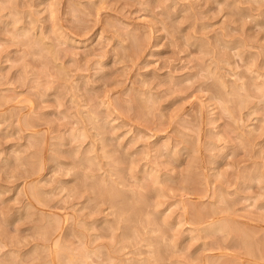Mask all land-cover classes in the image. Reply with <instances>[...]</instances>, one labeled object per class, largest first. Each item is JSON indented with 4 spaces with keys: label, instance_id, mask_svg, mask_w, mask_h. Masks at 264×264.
I'll list each match as a JSON object with an SVG mask.
<instances>
[{
    "label": "rangeland",
    "instance_id": "374dc122",
    "mask_svg": "<svg viewBox=\"0 0 264 264\" xmlns=\"http://www.w3.org/2000/svg\"><path fill=\"white\" fill-rule=\"evenodd\" d=\"M263 241L264 0H0V264Z\"/></svg>",
    "mask_w": 264,
    "mask_h": 264
},
{
    "label": "bare ground",
    "instance_id": "6f19581e",
    "mask_svg": "<svg viewBox=\"0 0 264 264\" xmlns=\"http://www.w3.org/2000/svg\"><path fill=\"white\" fill-rule=\"evenodd\" d=\"M198 217H199V215H198ZM263 242H264V241H263ZM53 245H54V244H53ZM261 245H262V244H261ZM263 245H264V244H263ZM54 246H55V245H54ZM252 246H253V245H252ZM247 247H248V246H247ZM247 247H245V248H247ZM263 248H264V247H263ZM253 249H254V247H253ZM256 249H257V248H256ZM260 251H261V250H260ZM248 252H249V251H248ZM250 252H251V251H250ZM250 252H249V253H250ZM249 253H248V254H249ZM253 254H254V253H253ZM255 254H256V253H255ZM251 255H252V253H251ZM254 256H255V255H254ZM262 256H263V254H262ZM252 257H253V256H252ZM160 258H161V257H160ZM253 258H254V257H253ZM215 262H216V261H215ZM212 263H213V261H212Z\"/></svg>",
    "mask_w": 264,
    "mask_h": 264
}]
</instances>
